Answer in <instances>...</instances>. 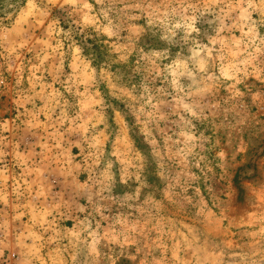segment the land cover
Returning a JSON list of instances; mask_svg holds the SVG:
<instances>
[{
  "label": "rangeland",
  "instance_id": "obj_1",
  "mask_svg": "<svg viewBox=\"0 0 264 264\" xmlns=\"http://www.w3.org/2000/svg\"><path fill=\"white\" fill-rule=\"evenodd\" d=\"M0 264H264V0H0Z\"/></svg>",
  "mask_w": 264,
  "mask_h": 264
},
{
  "label": "trees",
  "instance_id": "obj_2",
  "mask_svg": "<svg viewBox=\"0 0 264 264\" xmlns=\"http://www.w3.org/2000/svg\"><path fill=\"white\" fill-rule=\"evenodd\" d=\"M80 43L83 46L84 52L90 56L93 61L99 64L102 60H105V51L102 50L101 44L98 41V37L94 35L93 37H82Z\"/></svg>",
  "mask_w": 264,
  "mask_h": 264
}]
</instances>
